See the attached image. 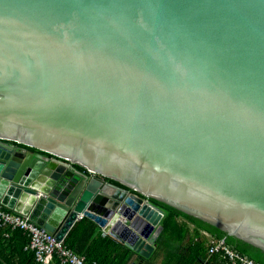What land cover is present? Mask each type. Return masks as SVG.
I'll list each match as a JSON object with an SVG mask.
<instances>
[{
    "label": "water",
    "instance_id": "obj_1",
    "mask_svg": "<svg viewBox=\"0 0 264 264\" xmlns=\"http://www.w3.org/2000/svg\"><path fill=\"white\" fill-rule=\"evenodd\" d=\"M152 198L264 253V0H0V203L138 264Z\"/></svg>",
    "mask_w": 264,
    "mask_h": 264
},
{
    "label": "trees",
    "instance_id": "obj_2",
    "mask_svg": "<svg viewBox=\"0 0 264 264\" xmlns=\"http://www.w3.org/2000/svg\"><path fill=\"white\" fill-rule=\"evenodd\" d=\"M21 148L27 149L23 146ZM76 169L84 171L78 167ZM109 181L127 188L116 180L109 179ZM151 201L155 206L168 213V217L164 221V232L158 241V248L168 259H171V263L173 261L175 264H193L199 260L208 244L203 232L210 234L215 239L224 240L225 234L216 227L189 216L163 201L155 198H152ZM225 242L258 264H264V253L260 250L233 238H227ZM65 245L78 255L86 257L89 263L96 261L99 264H131L133 258V252L129 248L122 246L111 236L103 234L101 228L87 218H83L74 225L65 239ZM153 260L149 264H154Z\"/></svg>",
    "mask_w": 264,
    "mask_h": 264
},
{
    "label": "built area",
    "instance_id": "obj_3",
    "mask_svg": "<svg viewBox=\"0 0 264 264\" xmlns=\"http://www.w3.org/2000/svg\"><path fill=\"white\" fill-rule=\"evenodd\" d=\"M0 228L5 231L6 237H10L16 230L27 235L26 249L31 253L35 264H99L96 261L89 263L86 257L68 248L65 239L58 240L55 234L36 225L28 216L14 213L1 203ZM202 234L208 240L209 255L219 256L226 264H258L249 256L234 250L224 240L215 239L206 232Z\"/></svg>",
    "mask_w": 264,
    "mask_h": 264
},
{
    "label": "crops",
    "instance_id": "obj_4",
    "mask_svg": "<svg viewBox=\"0 0 264 264\" xmlns=\"http://www.w3.org/2000/svg\"><path fill=\"white\" fill-rule=\"evenodd\" d=\"M4 207L7 208L6 206ZM7 209L14 213H17L10 208H7ZM17 214H20V213H17ZM191 229H193V226H191ZM27 244H28V237L23 231L16 230L11 233L10 237H6L5 231L2 228H0V264H35L31 253L26 249ZM120 244L122 246H125L122 243ZM192 246H195V245L192 244ZM136 257L137 256L134 255L133 253L131 264H134V259ZM152 259H154L153 260L154 264H175L173 261L171 263V259H168L164 253L160 252L158 246H157L155 253L150 259H142L141 262H139L138 264H149V262ZM193 264H226V262L223 261L219 256L209 255L208 246L206 245L205 250L203 252V256L199 260L193 262Z\"/></svg>",
    "mask_w": 264,
    "mask_h": 264
}]
</instances>
